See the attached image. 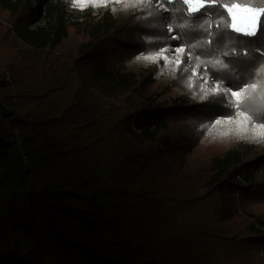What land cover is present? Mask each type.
Listing matches in <instances>:
<instances>
[{"label":"trees","instance_id":"1","mask_svg":"<svg viewBox=\"0 0 264 264\" xmlns=\"http://www.w3.org/2000/svg\"><path fill=\"white\" fill-rule=\"evenodd\" d=\"M232 3L264 8V0H217L205 23L203 11L193 22L182 0H125L118 24L88 43H31L16 31L34 14L29 0L0 2V183L12 179L11 198L0 196V264H264V146L247 140L182 163L168 135L149 128L155 118L165 131L188 121L262 128L238 113L264 110V15L257 37L236 34L217 25L230 22L221 5ZM123 52L154 55L146 76L161 81L140 78L126 95L101 84L98 103L77 99L64 118L86 120L117 102L128 109L101 134L74 142L51 134L39 116L19 115L16 97L42 79L75 73L90 88L97 64ZM225 73L227 91L218 79ZM93 121H85L88 131ZM248 201L263 210L248 212ZM20 240L31 245L29 257L13 246Z\"/></svg>","mask_w":264,"mask_h":264},{"label":"rangeland","instance_id":"2","mask_svg":"<svg viewBox=\"0 0 264 264\" xmlns=\"http://www.w3.org/2000/svg\"><path fill=\"white\" fill-rule=\"evenodd\" d=\"M0 2L12 6L19 0H0ZM28 5L34 14L30 19L21 20L16 31L31 43H45L51 37L67 40L76 37L88 43L93 39L92 37L100 34L101 30L108 28L112 21L118 24L117 16H122L125 12V0H86L83 4H76L73 0H29ZM241 7L252 6L241 5ZM146 56H152L153 59L146 60ZM154 59V55L140 52L131 54L123 52L119 57L106 58L100 65L97 64V69L93 71V86L90 88H86L75 73L66 77L50 75L42 79L28 94H19L16 97L17 111L19 115H32L35 118L39 116L40 120L45 121L43 126L58 137L68 133L72 135L74 142L94 137L95 134H101L109 125L122 118L128 109L117 102L113 109H107L108 105L104 110L98 108L95 118L96 113L87 115L86 120L64 118L69 110L75 108L73 103L77 99L83 103L101 101L99 93L101 90L98 87L101 84L114 95H126L140 78L146 77L145 79L149 82L159 83L161 81L159 76H146L148 66ZM103 70L107 72V77L103 75ZM60 83H63V86L59 88ZM45 88L51 89L48 93L42 94ZM169 93H172L171 89L164 95L168 97ZM92 119H94L92 126L96 127V130L88 131V127L91 126L86 125L85 121ZM157 120V118L153 119L149 128L164 131L168 135L167 144L172 149H177L178 160L182 163H188L208 151L226 155L230 149L241 147L247 140L264 146V127L228 130L213 123L196 126L192 121H188L175 131H165L166 127L159 125ZM99 149L102 150L101 147ZM7 178H9L7 181L0 183V196L10 199L12 179L9 176ZM16 193L20 194V191ZM244 207L248 212L253 213H260L263 210L262 204L257 201H248ZM262 216L264 219V211ZM13 246H17L22 256L29 257L28 251L31 249L29 243L20 240ZM47 261L50 262L49 259Z\"/></svg>","mask_w":264,"mask_h":264},{"label":"snow or ice","instance_id":"3","mask_svg":"<svg viewBox=\"0 0 264 264\" xmlns=\"http://www.w3.org/2000/svg\"><path fill=\"white\" fill-rule=\"evenodd\" d=\"M73 2L76 4H83L86 2V0H73ZM182 3L188 6V16L191 18L193 22L201 18L195 14L203 11L205 14L204 20L205 23H207L208 22L207 10L209 7L216 5L217 0H195V6L193 0H182ZM221 7L226 9L227 14L230 17V22L226 21L223 17H221L217 21L218 26L223 25L224 27L231 29L232 32L236 34H242L249 38H255L259 35L260 31L262 30L260 17L264 15V8L241 7V5L237 3H232L231 5L223 4L221 5ZM201 27H203V25H201ZM175 51L176 53H183L185 49L183 47H176ZM243 55L248 56L250 55V53L248 51H245ZM145 59L152 60L153 57L146 56ZM164 59L167 60L168 58L165 56ZM226 63H228L231 66L232 60H228L226 61ZM218 79L224 80L225 83L227 84V81L229 80V76L227 73H225L224 75L219 76ZM231 87H232L231 84H227V88L225 90L227 91ZM247 87L255 88L256 85L252 83V84H248ZM212 91L215 92L216 89L213 88ZM231 96L239 97L241 96V91L232 90ZM201 99H204V97H202ZM237 107H239V105H237ZM238 114L244 116L245 120L255 119L258 122H260V127H264V110L253 113L252 115H244L243 112H239ZM215 123L220 124L221 120L217 119Z\"/></svg>","mask_w":264,"mask_h":264},{"label":"built area","instance_id":"4","mask_svg":"<svg viewBox=\"0 0 264 264\" xmlns=\"http://www.w3.org/2000/svg\"><path fill=\"white\" fill-rule=\"evenodd\" d=\"M193 3H194V6H195V0H193ZM183 5H184V4H183ZM184 6H185V8L188 10V6H187V5H184ZM14 135H15V137H16V141H17L18 146H19L20 143H19V139H18V137H17L18 133H17L16 130L14 131ZM20 146H21V145H20ZM19 152H20L21 159L23 160V163L26 164V163H27V156H26L25 150H24V148H23L22 146L19 147ZM18 191H20V193H21V190H20V189H19Z\"/></svg>","mask_w":264,"mask_h":264}]
</instances>
